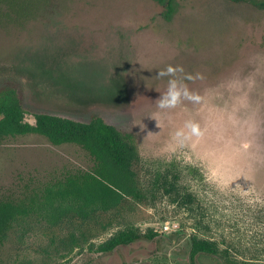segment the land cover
I'll list each match as a JSON object with an SVG mask.
<instances>
[{
    "label": "rangeland",
    "instance_id": "374dc122",
    "mask_svg": "<svg viewBox=\"0 0 264 264\" xmlns=\"http://www.w3.org/2000/svg\"><path fill=\"white\" fill-rule=\"evenodd\" d=\"M165 11L154 0H54L38 19L0 27V87L18 84L28 122L98 116L131 133L140 156L137 197L13 233L3 264H104L129 235L155 245L147 264H186L192 241L219 261L264 264V8L175 0ZM90 166L75 145L10 138L0 196Z\"/></svg>",
    "mask_w": 264,
    "mask_h": 264
},
{
    "label": "trees",
    "instance_id": "16d2710c",
    "mask_svg": "<svg viewBox=\"0 0 264 264\" xmlns=\"http://www.w3.org/2000/svg\"><path fill=\"white\" fill-rule=\"evenodd\" d=\"M54 0H0V27L21 25L38 19ZM166 5L164 18L175 12V0H155ZM247 2L263 9L264 0ZM27 111L17 83L0 87V143L38 135L53 146L75 145L89 158L86 170L73 169L43 182L25 187L19 194L0 196V264L5 241L14 233L20 239L33 227H57L64 220L90 219L93 214L117 208L126 198L138 196L139 181L134 165L140 161L134 136L92 116L80 122L41 112H33L34 122L26 120ZM133 235L116 239L109 245L128 243ZM192 252L217 255L204 241H192ZM230 259V258H229Z\"/></svg>",
    "mask_w": 264,
    "mask_h": 264
},
{
    "label": "flooded vegetation",
    "instance_id": "af4514ba",
    "mask_svg": "<svg viewBox=\"0 0 264 264\" xmlns=\"http://www.w3.org/2000/svg\"><path fill=\"white\" fill-rule=\"evenodd\" d=\"M155 1V0H154ZM159 4V3H158ZM162 5V4H160ZM162 7H166V5H162ZM158 235H148V238H154ZM160 236V235H159ZM138 238L133 239L128 243H118L113 247L109 248V255L104 260V264H147L145 259H149L157 254V249L155 245L150 242L146 247L141 245V242H137ZM136 241V242H135ZM135 242V243H134ZM192 243L189 244V248L187 251V255L185 258L186 264H200L198 258L201 256H208L211 258H216L218 261L217 264H233L234 261H219L217 255H210L204 253H196L192 252ZM236 264V263H235Z\"/></svg>",
    "mask_w": 264,
    "mask_h": 264
}]
</instances>
